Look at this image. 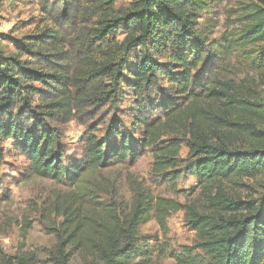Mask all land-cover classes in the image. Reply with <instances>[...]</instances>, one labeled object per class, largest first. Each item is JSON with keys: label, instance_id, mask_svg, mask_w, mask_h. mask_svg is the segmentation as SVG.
Returning a JSON list of instances; mask_svg holds the SVG:
<instances>
[{"label": "trees", "instance_id": "16d2710c", "mask_svg": "<svg viewBox=\"0 0 264 264\" xmlns=\"http://www.w3.org/2000/svg\"><path fill=\"white\" fill-rule=\"evenodd\" d=\"M260 1L241 4L236 25L210 42L198 26L211 0H135L123 11L115 0H56L44 8L51 26L15 39V55L0 56V160L3 142L12 140L33 175L74 186L47 204L50 264H71L73 255L82 264H160L138 252L136 238L151 218L166 231L177 211L212 264H264V194L243 200L223 185L264 174V100L254 79L215 75L218 61L232 57L233 67L264 74ZM124 93L132 97L128 130L111 116L115 139L98 137L95 115L115 109ZM83 117L92 121L82 158L65 163L58 126ZM146 151L151 174L163 182L198 179L203 206L153 197L132 179L129 203L111 183L81 184L86 172L133 163ZM0 264L36 260L21 255Z\"/></svg>", "mask_w": 264, "mask_h": 264}, {"label": "rangeland", "instance_id": "374dc122", "mask_svg": "<svg viewBox=\"0 0 264 264\" xmlns=\"http://www.w3.org/2000/svg\"><path fill=\"white\" fill-rule=\"evenodd\" d=\"M56 0H0V56L15 55L14 40L35 34L45 26L47 21L44 8ZM135 0H115V10L130 8ZM264 1V0H263ZM253 2L262 5L260 0H211L209 10L202 14L198 28L210 42H217L236 25L238 10L243 3ZM116 37L121 39L122 33ZM25 59L24 56H21ZM133 62V56L127 57ZM234 57L230 60L218 61L215 75L219 77L254 79L255 88L260 99L264 100V74L247 72L235 66ZM132 100L130 94H122L121 102L115 109L103 108L95 115L97 135L112 141L114 136L109 129V119L117 116L129 128L127 114L124 109ZM89 120L70 119L60 124L59 131L65 148L64 162H79L82 158L84 138L88 131ZM103 121V122H102ZM135 132L131 139L136 138ZM3 157L0 160V260L3 257L21 255L33 256L36 264H50L48 253L54 245V236L45 226H51L52 215L48 216V202L55 192H67L74 186L64 180L56 181L40 178L32 174L25 156L19 151L16 143L6 140L2 144ZM187 148L183 145L180 155L185 157ZM152 156L149 151L141 154L133 163L116 165L88 171L84 174L82 185L92 179L111 183L115 187L118 200L129 203L131 199L130 180L141 183L153 197L174 199L180 203H192L201 208L203 198L198 179L183 175L175 182H163L160 177L151 174ZM225 190L250 200L264 194V174L254 178H241L223 183ZM108 200V196H102ZM166 231L159 228L151 218L141 225L135 245L138 252L144 251L152 261L160 264H177L176 258L188 256L189 264H212L208 256L194 247L196 236L184 221V212L177 211L166 219ZM139 254V255H140ZM140 255L138 258H141ZM71 264H82L78 256L73 255Z\"/></svg>", "mask_w": 264, "mask_h": 264}]
</instances>
